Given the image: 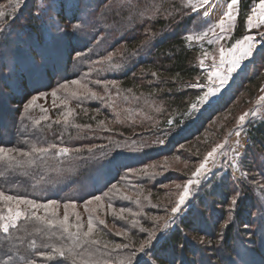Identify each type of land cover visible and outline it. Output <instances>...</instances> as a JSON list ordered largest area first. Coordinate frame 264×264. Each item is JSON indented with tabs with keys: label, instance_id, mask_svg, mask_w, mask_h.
Instances as JSON below:
<instances>
[{
	"label": "rangeland",
	"instance_id": "obj_1",
	"mask_svg": "<svg viewBox=\"0 0 264 264\" xmlns=\"http://www.w3.org/2000/svg\"><path fill=\"white\" fill-rule=\"evenodd\" d=\"M185 1L191 13L200 16L209 23L204 30L193 34L195 36L207 32L205 39L188 41V44L199 49L196 62L203 73L202 81H197L190 86L192 89L201 91V93L189 108L187 113L188 116L190 115L189 118L194 116V121L203 119L204 113L210 107L222 99L227 100L235 89L245 84L247 73L251 75L257 70L260 71L262 78L259 80V87L256 90L255 85L247 87V91L239 95L224 114L212 121L210 126L215 130V133L210 131L200 139V142L197 140L184 146L186 152H191L192 156L197 158L188 161L185 160L182 153L134 169H126L124 163L127 161L120 163L121 167L115 164L109 166L107 168L109 172H121L125 178V184L121 187L118 185L115 189L112 188L107 192L109 201L102 197L100 202L92 199V204L75 205L74 209L71 207L68 209V213L70 222L73 224L76 223L74 213L80 215L81 222L85 226L84 230L87 228V220L91 215L95 226L105 228L118 240L115 244H107L108 247L99 244L93 248L86 246L87 253L83 256L82 264H86L84 259H89L94 264L95 259L100 257L104 260L98 261L97 264H120L121 261H126L128 257H131L132 264H154L152 256L155 253L162 256L163 246L175 232L182 233L185 241L190 244V252L195 257L189 258L194 260V264H227L224 259L229 258L234 264H264V152H259L253 156V152L256 150L251 146V143L244 147L245 138L250 136L252 139L251 127L264 121V101L257 103L259 97L264 95V92L260 91L261 88H264V25L249 27L247 20V33L239 40H243L245 36L255 38L256 49L252 57L243 61L240 68L232 73L231 78L220 87L215 96L209 97L206 103H200V97L208 92L211 82L207 79V75L212 70L211 58L204 59L203 53L209 52L218 58V49L221 46L227 49L235 44V42L231 43V38L238 6L234 12L235 19L230 22L231 26L229 27V22L226 21L228 30L221 32L217 25L219 20L223 18V13L227 11L228 3L225 0H211V6H201L198 0H191V3L197 5L196 8L189 6V0ZM260 3L261 1L255 8ZM109 4L115 8L122 5H131L133 9L141 7L139 0H0V12L4 13V16L0 17V29H2L0 30V41L2 40L0 45H7L8 47L7 52H4L5 58L10 52L9 48L15 52V56L11 58L12 61L7 63L6 68H2L0 77L3 75V78L12 80L10 83H12L13 94H16L15 92L20 88L16 81L17 73L29 69L32 64H36L30 55L35 56L36 49L32 48V45H35L37 36L30 25L25 22L28 21L31 13L43 24L38 29L44 34L42 38L44 39L45 36L46 39L48 38L45 43H40L37 48V51L46 56V60L42 61L41 64L38 63V66H32V68L42 72V69L48 68L50 62L55 65V60L61 67L64 65L62 47L68 50L66 52L68 55H71L73 50L80 45L82 53L76 55L74 60H77L76 64L86 67L88 70L82 77L75 80L87 85L91 92L97 93V96L93 97L90 92H85L84 89L77 88L76 85L72 84L71 82L74 80H70L63 84L68 85L67 90L60 87L58 90L49 92L47 97L36 98L37 101L32 104L34 116L31 115L30 119L33 120L40 112V119L47 116L48 118H56L58 121L61 118H57L59 112L65 117L68 110L72 109L71 115H73L81 109H78L79 107L93 105L96 106V109L82 108V111L84 113L90 112L94 117L96 115L102 116L101 113L105 115V111H107L114 116L115 122L132 125L134 122L153 121V115L158 116L162 114V111L164 112V106L161 102L149 101L143 95L137 96V94H130L126 91L122 92L117 81H97L95 76H92V74L107 67L118 69L125 65L124 57L128 47L127 44L122 43V38L120 39L124 33L110 36L108 27L99 24V15L105 11V7ZM31 5L35 6L34 11ZM205 9L209 12L207 17L203 15ZM73 12H76L75 19L78 20L76 23L72 22L73 20L71 21L70 18ZM14 19L16 20L14 21ZM17 32L21 35H27L22 42L12 35ZM55 35H58V38ZM218 39L219 42H217ZM18 51L21 54L20 58L17 56ZM52 55L54 56L52 57ZM133 56L136 58V55ZM201 59H204L203 66L200 64ZM101 73H105V71ZM101 73H99L101 76L104 75ZM218 83L216 81L212 86L215 87ZM73 91L77 93L76 96H72ZM53 92L56 93L55 99L52 96ZM2 96L1 98L4 97ZM62 108L63 111H61ZM245 112L249 115L240 125L238 118ZM100 119H104L98 124L100 127L103 126L106 129L112 125L109 120L105 119V116ZM169 125L171 126L170 122ZM237 132L239 135H236ZM170 135L171 133H168L164 138L154 137L151 144L146 148L149 150L147 155L154 156L160 149L165 148L169 143ZM220 143H223L224 147L218 150L214 159L209 158L205 174L194 177L193 172L204 162L207 153ZM156 145L159 146L156 148ZM178 149L179 147L176 145L165 148L168 152L170 150L177 152ZM246 158H249L248 161L253 158V161L250 160L253 163L249 170L244 167ZM143 169H148L149 174H144ZM168 176L172 177L173 181H167L166 177L168 178ZM197 179L199 184H192L185 204L181 206L179 212L173 214L171 209L178 201L182 187L189 180ZM176 185H181V188L178 189ZM245 185L251 188L256 203H253L250 209L252 210L251 218L245 222V226L240 227L234 222L237 203L233 205L232 200L242 199L240 193L243 190L242 186L245 187ZM152 188L154 189L152 190ZM225 189L227 194L223 193ZM13 207L15 206L13 205ZM20 207L22 210L26 208L25 205ZM121 209H124L122 214ZM39 210L43 212V209ZM57 211L58 216L62 218L64 207L59 206ZM4 215H7V210ZM159 217H171V221L174 223L162 231H157L156 238L152 240L150 246L146 247L145 253L139 252L140 244L148 239L149 233L163 225V220L157 221L156 218ZM101 219L105 221L104 224L99 223ZM188 220L191 223L190 227L195 228L194 231H187L182 228L183 221ZM231 224L235 226L233 232L235 238L229 247V251H225V246H223L224 233L227 226ZM142 228L147 229V231H141ZM72 230L75 231V229ZM93 237L101 239L100 241L103 242L102 234L95 232ZM83 245L77 243L75 246L80 249ZM114 245H129V247L114 248ZM180 250L178 249V252ZM184 254L180 253L178 257L180 259L187 258V256H183ZM172 256L173 254L169 250L167 258L170 259ZM115 258H117L116 261H114ZM216 258H218L217 261ZM187 264L191 263L188 262Z\"/></svg>",
	"mask_w": 264,
	"mask_h": 264
},
{
	"label": "trees",
	"instance_id": "obj_2",
	"mask_svg": "<svg viewBox=\"0 0 264 264\" xmlns=\"http://www.w3.org/2000/svg\"><path fill=\"white\" fill-rule=\"evenodd\" d=\"M260 1L240 0L231 43L241 39L247 33V18ZM225 2L230 3L231 0H225ZM139 3L141 7L138 9H133L131 5L115 8L109 4L99 15V24L108 27L110 36L124 33L120 39L122 38V43L127 44L128 51L125 57L123 56L125 65L118 69L107 67L102 70L105 73L98 71L92 76H95L97 81H117L122 92L126 91L130 94H137V96L143 95L149 101H159L164 106V112L162 111V114L158 116L153 115V121L134 122L132 125L115 122L114 116L107 111L105 115L101 113L102 116L96 115L95 117L90 112L82 111V108L96 109L93 105L79 107L78 109H81L70 115L67 122L61 112L57 113V118L61 117L59 123L56 118L40 119V112L33 120L30 119L34 111L32 106L28 107V105L32 104L34 98L47 97L49 92L58 90L70 80L82 77L88 70L76 64L77 60H74L76 55L82 53L80 45L73 50L71 55H68L66 53L68 50L62 47L64 65L61 67L55 60V65L50 62L46 69L39 67L42 72L32 68L46 60V56L37 51V48L48 38L46 39V36L42 38L44 34L38 29L43 24L31 13L32 15L25 22L30 25L37 36L35 45H32V48L36 49L35 56L30 55L36 64L17 73L16 81L20 88L17 89L16 94L12 93L11 79H5L3 75L0 77V148H14L27 152L33 145H36L50 150L46 154L34 153L32 157L17 155V159L24 162L21 166H17L15 161L11 163L0 161V192L21 199L33 200L41 205L55 200L59 206H64L66 203L84 206L96 196L109 201L108 196L103 194L112 190L113 185L121 187L125 184V178L121 172H109L107 170L109 166L115 164L121 167L120 163L127 161L124 163L126 169H134L182 153L185 160L197 158L193 157L191 152H186L184 146L197 140L200 142V139L210 131L215 133L210 126L212 121L224 114L235 99L247 91V87L255 85V90L258 89L259 80L262 78L259 70L251 75L247 73L245 84L235 89L230 95L228 94L227 100L222 99L210 107L204 113L203 119L194 121V116L189 118L190 115L187 114L189 108L201 93L190 86L197 81H202L203 73L196 62L199 49L188 44L187 36L204 30L209 23L191 13L185 0H139ZM31 6L34 11L35 6ZM70 18L72 22H78L75 19L76 12H73ZM18 32L17 35H12L22 42L27 35H21ZM55 36L58 38V35ZM7 49V45H0V74L2 68H6L7 63L11 62V58L15 56V52L9 48L10 52L5 58L4 52H7ZM131 53L132 55H129ZM133 55H136V58ZM17 56L21 57L20 51L17 52ZM99 73L104 75L101 76ZM103 116L112 123L106 129L98 125L104 120L100 119ZM168 133L171 135L165 148L176 145L179 147L177 152L175 150L168 152L163 148L154 156H148L147 151L149 150L146 148L151 144L152 139L154 137L164 138ZM251 136V146L256 150L253 156L264 152V121L251 127ZM53 145L55 147H52ZM61 147L80 149V151H70L67 155H60L58 150ZM29 159L34 160V163L28 164ZM248 159L244 161V167L247 170L252 168L253 163L250 162L253 158L249 161ZM252 172L255 173L253 170ZM166 180L170 182L173 178L168 176ZM242 189L240 193L242 199L237 200L234 221L240 227L245 226V222L251 218L252 210L250 209L253 203H256L251 188L245 185ZM226 192L225 189L223 193L227 194ZM6 210L7 204L0 201V214L4 215ZM27 211L33 210L27 209ZM41 211L38 210L37 214L43 216L44 211ZM190 226L189 220L183 221L182 228L194 231L195 228ZM234 231V224L228 225L225 230L223 238L225 251H229L235 238ZM95 232L103 235V242L100 241L101 239L92 237L100 241V246L105 245L103 243L115 244L118 240L103 227L95 226ZM78 243L85 246L83 245L84 247L80 249L73 246L67 234L62 233L58 227L48 228L38 221L22 218L16 228H10L9 233L0 231V264H82L81 261L87 253V247L93 248L98 244L85 243L83 239ZM62 246H72L73 254L65 252L64 256H60L58 252L53 251V248ZM178 249H181L180 252ZM169 250L173 254L170 259L167 258ZM190 250L191 246L185 241L182 233L175 232L163 246L162 256L156 253L152 256L153 262L154 264H187L188 262L194 264V260L190 258L195 256ZM180 253H185L183 256L187 258L180 259L178 257ZM49 255L52 259H48ZM84 260L86 264H93L89 259ZM101 260L104 259L102 257L95 259L94 264ZM116 260L117 258L114 261ZM224 261L227 264H234L230 258Z\"/></svg>",
	"mask_w": 264,
	"mask_h": 264
},
{
	"label": "snow or ice",
	"instance_id": "obj_3",
	"mask_svg": "<svg viewBox=\"0 0 264 264\" xmlns=\"http://www.w3.org/2000/svg\"><path fill=\"white\" fill-rule=\"evenodd\" d=\"M199 5H209L211 6V0H198ZM240 0H231L230 3L227 4V11L223 13V18L219 20L218 27L220 28L221 32H224L228 30L226 28V21L229 22V27L230 22L234 21L235 16L234 12L236 11V7L239 5ZM189 6L192 8H196L197 5L191 3V0H189ZM203 15L207 17L209 15V12L207 9L203 12ZM4 16L3 12H0V17ZM254 17L256 18L254 20ZM248 25L249 27H258L260 25H264V0H261V3L258 5L257 8L252 9V16H249L248 18ZM2 30V29H0ZM211 31V29H209ZM207 36V32H203L199 35H188L187 40L188 41H193L195 40H203ZM219 42V39L218 41ZM256 49V44H255V38L251 36H245L243 40H237L235 44L231 45L227 49H225L223 46H221L218 49V58L215 54L209 53V52H204L203 56L204 59L211 58L212 60V70L208 73L207 79L211 82L209 87H208V92L205 93L204 96L200 97V103H206L208 101V98L211 96H215L217 91H219L220 87L225 85L228 80L231 78L232 73L236 72L243 61L246 59L252 57L253 52ZM110 59V57H109ZM204 59L200 60L201 66L204 64ZM218 81L219 83L216 84L215 87L212 86V84H215V82ZM72 84L76 85L77 88H82L84 89L85 92H90V94L93 97L97 96V93L91 92L90 89L87 88V85L81 84L79 80H74L71 82ZM64 89H68V85H62ZM261 92H264V88L260 89ZM72 96H76L77 93L73 91ZM53 98H56V93H52ZM35 99H33L32 104L35 103ZM260 101H264V95H261L259 99L257 100V103L259 104ZM32 104L28 105V107H31ZM195 107V105H193ZM71 115V111H69L65 117L64 120L67 122L68 117ZM249 115V113L245 112L244 114L240 115L238 118V124L242 125L243 122L245 121V118ZM44 119H48L47 116L44 117ZM59 123V120L57 121ZM236 135H239V132L236 133ZM52 147H55L53 145ZM224 144L220 143L217 144L215 147L211 149L207 153V155L204 158V162H202L199 167L193 172L194 177H200L203 174H205V169L206 165L208 163L209 158L214 159L218 150L223 149ZM50 149L45 148V147H37L36 145H33L31 147L30 151H21L19 149H14V148H0V161H8L11 163L12 161L16 162L17 166H21L24 162L20 161L17 159V155L21 157H32L33 154H46ZM59 154L60 155H67L70 151H76L79 152L80 149H69L66 147H61L59 148ZM28 164L34 163V160L29 159L27 160ZM142 172L144 174H149L148 169H143ZM193 183L199 184V180H189L187 184H185L182 187V191L179 193V198L178 201L176 202L175 206L172 207L171 212L173 214L177 213L180 211L181 206L185 204L186 200L188 199V196L190 194V188ZM178 189L181 188V185H176ZM113 189L116 188V185L112 186ZM105 196L108 195V193L104 194ZM130 198V197H129ZM100 196L94 197V200L96 202L101 201ZM0 201H3L7 204V215L0 214V231L3 233H9L10 228H16L17 223L22 219V218H28L32 219L35 221L40 222L41 224L45 225L48 228H60L62 230V233L67 234V238L72 241L73 246L76 245L78 242H80L82 239L84 240L85 243H91V244H99L100 241L96 239H92L93 233L95 231V225L93 221V217L90 215L88 220H87V228L84 230L85 226L81 222V217L78 213H74L76 223H71L70 222V216L68 213V209L75 208L74 203H66L64 204V215L62 218L58 216V208L59 205L57 201L53 200L48 202L47 204H37L33 200H27V199H21L15 196H9L5 195L3 192H0ZM88 204H92L93 201L89 200L87 202ZM237 203L236 199L232 200V204L235 205ZM13 205L15 207H13ZM21 205H25L26 209L22 210ZM111 207V205H109ZM27 209H32L33 211L29 212ZM39 209H43L44 215L40 216L37 214V211ZM86 210H88L86 208ZM92 211H95V209H92ZM121 214L124 212V209L120 210ZM157 221L163 220V225H160L158 229L152 230L149 233V237L146 241L142 242L139 246L138 251L141 253H145L146 247L151 245V242L153 239L156 238V233L157 231H162L165 228H168L171 226V223H174V221H171V217L164 218V217H159L156 218ZM100 224H104V220H99ZM135 223V222H133ZM72 229H75L73 231ZM141 231H147V229H141ZM120 234V233H118ZM104 247H108L107 244L104 245ZM114 248H127L129 245H114ZM54 252H58L60 256H64L65 252L68 254H73L74 249L72 246L69 247H58V248H53ZM48 259H52V256L49 255ZM120 264H132V259L131 257H128L126 261H121Z\"/></svg>",
	"mask_w": 264,
	"mask_h": 264
},
{
	"label": "built area",
	"instance_id": "obj_4",
	"mask_svg": "<svg viewBox=\"0 0 264 264\" xmlns=\"http://www.w3.org/2000/svg\"><path fill=\"white\" fill-rule=\"evenodd\" d=\"M251 143V137L250 136H247L244 140V147H247L249 146Z\"/></svg>",
	"mask_w": 264,
	"mask_h": 264
}]
</instances>
